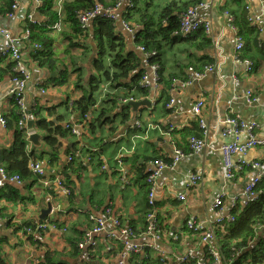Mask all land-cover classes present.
Segmentation results:
<instances>
[{"label": "crops", "instance_id": "crops-1", "mask_svg": "<svg viewBox=\"0 0 264 264\" xmlns=\"http://www.w3.org/2000/svg\"><path fill=\"white\" fill-rule=\"evenodd\" d=\"M19 8L12 18L0 15V29L6 30L12 36L22 38L27 30L28 22L47 26L50 18L39 10V0H17ZM54 8L58 10L65 2L73 0H53ZM107 1V0H106ZM137 0L133 11L126 7L118 12L119 20L115 22L116 32L126 38L128 52L134 53L140 60V69L149 72L146 56L138 50L128 33L121 25V20L130 17L138 20L140 13L157 15L171 0ZM184 2L191 0H183ZM264 0H200L202 7H198L195 20L211 23V32L191 36H183L185 40L176 41L162 51L163 80H171L168 90L169 101L165 104L162 99V90L150 87V97H140L135 101L150 99L152 108L141 107L138 117L134 118L131 108L130 119L122 123L121 116H114L113 125H104L96 132L89 130L90 123L97 120L101 109L105 108V101L113 96H123L129 88L114 89L104 81L99 91L94 93L97 101L87 118H81L80 113L72 107L74 102L89 92V82L92 76H98L93 67V61L98 55L97 43L94 40L95 19L87 27L88 40L86 41L90 53L85 57L79 54L81 50L71 49L65 34L68 25L63 22L59 30H52L54 44L52 49L58 59L55 70L48 66L41 67L33 59V47L27 42L20 45L24 69L30 74V81L26 88V108L29 112L28 121H34L37 132L36 119L32 111L41 109L42 114L48 117L47 109L57 107V114L50 119L62 118L60 123L78 122L82 125L80 131L83 137H67L62 141V149L57 162L50 165L49 149L42 140V149H34L28 144V152L42 156L38 162L48 171V177L58 180L64 178L62 172L67 171L69 188L73 191L72 203L68 202L64 190L53 184L51 190H46L41 179L34 175L23 180L22 186L6 184L0 189V259L3 264H45L48 255L60 264H115L110 248L107 244L113 240L117 228L112 222H107L102 232L94 236L99 251L91 258V252L81 250L74 256V248L69 239L80 238L95 223L89 217H104L105 211L111 208L124 225H135L137 230L144 225L145 213L148 210V186L146 178L154 159L171 160L175 156L178 135L188 128L195 120L194 108L198 100H204L202 116L205 119L209 147L205 150L188 156L174 167L164 171L159 180L156 191V212L158 216L166 218L162 241L155 242L152 237L141 235L134 242L146 246L157 245L165 252L167 264H178L177 258L193 247L197 259H204L207 245L199 236L193 237L184 243L181 250L174 248L172 238L183 233L186 222L190 219L198 224L209 226L217 219L215 203L222 200V212L225 217L231 214L235 205L245 206V188L259 174H264V147L252 149L246 156L237 155L234 163L240 165L260 162L262 168L258 170L243 169L237 173L234 180L226 177L224 161L219 151L220 146L236 140L233 136H224L228 127V117L239 116L248 123L256 122L259 128L256 135L264 138ZM200 3V4H201ZM235 17L236 24L241 22V15L246 12L247 19L254 32H248L242 27L241 36L244 38L245 49L242 52L244 59L254 62L252 74L246 72L244 64L235 61V33L228 27L226 13ZM249 28V27H248ZM240 32V30L238 29ZM179 33H177L178 36ZM181 38V36H178ZM207 37L210 44L201 47V38ZM257 37L258 46L252 41ZM9 40L0 32V70H4L12 61L2 57L8 49ZM250 47V48H249ZM249 50V52H248ZM78 54L76 65L83 68V89L76 88L78 74L70 62L68 52ZM70 63V64H69ZM213 65L215 70L191 85L183 84L191 76L189 68L194 66ZM68 67L69 80L67 84L58 83L61 71ZM189 66V67H188ZM144 73V74H145ZM174 80H176L174 84ZM54 84L50 90L48 84ZM14 84L8 73H0V114L7 115L13 108L10 101V91ZM162 87V86H161ZM253 92L259 98L257 104L247 101V93ZM86 96H90L87 94ZM174 99L175 104L170 105ZM144 108V109H142ZM120 112V111H119ZM115 112L111 114V117ZM58 122V121H56ZM199 126V125H198ZM115 128L111 131V128ZM152 128V129H151ZM200 128V127H199ZM139 129V130H138ZM177 135V136H176ZM14 132L0 123V149L10 150L13 145ZM246 134L239 136L238 142L245 143ZM188 141V140H186ZM186 146V142H181ZM67 150L71 151L70 155ZM182 150V149H181ZM183 150V151H186ZM69 157L72 161L69 162ZM118 157L122 164L117 162ZM103 167L105 169L103 170ZM67 168V169H66ZM73 170H75L73 172ZM197 177L196 185H191L192 177ZM201 177V178H200ZM65 180V178H64ZM10 189L18 193H9ZM185 196V200H180ZM48 203L53 206L52 213L46 223L52 225L57 222L64 225L67 233L61 229L49 227L40 233H27L28 224L42 222L39 219L40 211L47 209ZM44 222V221H43ZM74 243H77L74 242ZM215 248V244H211Z\"/></svg>", "mask_w": 264, "mask_h": 264}, {"label": "trees", "instance_id": "trees-1", "mask_svg": "<svg viewBox=\"0 0 264 264\" xmlns=\"http://www.w3.org/2000/svg\"><path fill=\"white\" fill-rule=\"evenodd\" d=\"M39 1L41 2L39 11L48 16L50 21L47 23V26L32 24L30 22L27 24V29L31 32V43L33 45H41L42 47L40 50L33 49L34 61L38 62L41 67L48 66L52 70L56 69L58 59L52 49L55 40L51 36L53 31L50 27L58 23L60 20H62L64 24L68 25L69 28L68 33L65 34L64 37L69 40V48L81 50L82 53L79 55L82 58L90 53L86 43L88 40L87 29L82 28L76 15L78 12L93 10L96 7V0H73L65 2L61 12L62 16H60L58 10L54 8L53 0ZM98 1L104 7H113L118 2V0ZM132 1L134 6L133 8H128L129 11H133L136 8L137 0ZM151 1L152 0H149L147 2L151 3ZM199 1L200 0H191L184 2L183 0H171L157 15L140 13L138 20H134V22L130 20V17H126L124 19L132 27L138 28L136 40L134 42L135 45L137 47H143L146 52L157 53L156 57L150 59V63L158 64L161 67V70L159 71V87L160 90H162V99L165 97L166 105V102L169 101L168 90L171 88V80L168 82L163 80L161 63L162 51L171 44H174L176 41L185 40L183 36H181V38L177 36V33H180V19L185 13H187V10L199 5L201 3ZM15 2L16 0H0V15L7 16L12 11V6ZM94 24V40L97 43L98 55L93 61V67L98 73V76H92L90 79L88 92L90 96L84 95L76 100L72 109L75 112L80 113L81 118H87V115L97 103L94 93L99 91V88L104 81L109 83L114 89L125 87L130 90L121 97L113 96L112 99L105 101L106 107L101 109L97 120L89 125V130L93 133L106 124L113 125L115 123L114 116H121L122 123H126L130 119L131 115V107L126 101L140 97H150V90L142 87L140 84L145 70L140 69L139 58L134 53L128 52L125 36L116 32V25L111 20L98 17L95 19ZM236 27L240 30L239 33L242 31V27L248 29V32H254V29L250 26L247 19L246 12H243L241 15V22L236 24ZM197 33L202 32L199 30ZM209 44L210 40L207 37H202L201 44L199 45L201 47H206ZM249 45L250 47H257V37L254 38V41H252V45ZM68 56L71 57L70 62L72 63L69 64L74 66V72L78 74L76 88L83 89V68L76 65V57H78V54H74L69 51ZM206 66H194L193 69L196 71H203ZM68 67L69 65H66L61 71V77L58 80L60 85L67 84L69 80L70 76L68 73ZM1 72H4L5 74L8 73L11 77H13V63H9L4 70H0V73ZM10 101L13 108L7 115L4 116V118L6 120L7 127L14 132V139L12 148L9 151L6 149H0V166H3L10 175H19L22 180H28L34 176L30 169V164L32 162L39 161V159L41 160L42 156L37 157L36 154L28 152V130L26 128H20L19 122L22 117L19 114L16 102L13 99H10ZM47 111L48 117L42 114L40 108L32 111V114L36 119L37 133L44 135L43 141L45 146L49 149V151H47L50 155L49 162L50 165L53 166L59 158V154L62 149V141L69 136L73 138L75 136L71 135L67 130H65L64 126L60 124L63 121L62 118H56V121L58 122L50 119V117L52 118L58 113L57 107L47 109ZM113 112H115V115L111 117ZM114 130L115 128L112 127L111 131ZM178 135L180 136V140L177 141V147L182 150H186L187 147L181 146V142H185V144L187 142L188 144V141L186 140L190 137H201V130L198 126V122L194 121L188 128L180 131ZM69 152L71 153V151L67 150V153ZM74 171L75 170H73V172ZM62 174L65 178V180L62 178L65 187L70 189L67 171L62 172ZM51 178H53V176L50 177V179ZM53 179L51 180L54 181ZM11 192L12 194L18 193L15 189H10L9 193ZM256 192L258 194L257 202L254 201L245 206L237 204L231 211L234 221L228 222L225 220L215 231L217 241L220 243V247L222 248H220V254L222 256V260L226 264L230 261H232L231 264H264V181L257 186ZM72 199L73 191L70 189V194L67 196V200L72 203ZM148 213L149 210L145 213V222L142 229L137 230L135 225L132 223L130 225H125L133 231L137 238L143 235L150 225L147 218ZM157 217V222L160 227H162L164 232V230L168 228L167 225L164 226L166 218L158 215ZM88 218L90 217L88 216ZM52 225H55L59 229H66L64 228V225L57 222H53ZM94 227L95 226H92L87 232L92 230ZM34 228L35 226L33 224H28L26 229H31L33 232ZM87 232L80 234L79 239H69L74 248L75 257L81 252L79 244L85 240ZM203 233V230L196 232L190 229H184L183 233L178 235L179 239L177 241H172L173 246L174 248L181 250L184 243L187 242V239H193L195 236H199L201 238ZM76 241L77 243H74ZM106 248H110L108 254H112L111 256H113L116 260L118 254L124 251V240L120 238V236L118 238H113V240L107 244ZM99 250L98 245L96 247H88V251H92L90 255L91 258L95 256L96 253L94 252ZM240 250L241 254L235 255ZM203 260H205V264H213L214 262L213 257H211L207 249ZM0 264H3L1 259ZM45 264L60 263L55 261L54 256L50 254L47 257ZM128 264H167V260L166 258L157 256L151 248H146L142 253L132 255ZM183 264H196V261L192 260Z\"/></svg>", "mask_w": 264, "mask_h": 264}, {"label": "built area", "instance_id": "built-area-1", "mask_svg": "<svg viewBox=\"0 0 264 264\" xmlns=\"http://www.w3.org/2000/svg\"><path fill=\"white\" fill-rule=\"evenodd\" d=\"M134 3L132 0H118L116 5L113 7H104L102 4L99 3L98 0H96V7L91 11L86 12H78L76 17L78 21L81 23L82 28L87 29L88 24L100 17L105 18L108 20L113 21L114 23L119 20L118 12L126 7L133 8ZM198 7H202V3L190 8L187 13H185L181 19H180V32L184 36H190L198 32L199 30H204L207 34H210L211 32V23L208 21H197L195 20L196 11ZM19 8L18 1L14 3L12 6V11L7 15V17L12 18L16 11ZM263 8H264V1H263ZM63 7L59 8V15H61ZM227 18V25L228 27L235 33V61L239 64H244L246 68V72L248 74H252L255 69V64L253 61L249 59H244L242 57V52L245 49V42L242 36L240 35L238 28L235 24L234 16L230 13H226ZM62 23V20H60L55 25L51 26L50 29L52 30H59L60 25ZM121 25L124 28V30L128 33L131 40L135 42L136 36H137V27H132L128 22H126L124 19L121 20ZM0 32L5 35L9 40V46L6 52L2 55V57H8L12 63H13V77L12 82L14 84L13 89L10 91V99H13L17 107L19 109V114L21 115L22 119L19 122L20 128H26L27 129V120H28V114H27V108H26V88L28 85V82L30 81V74L24 69V62L22 58V52L20 50V45L23 42H27L31 44L34 50H40L42 49L41 45L38 44H32L31 43V32L29 29H27L24 33V36L22 38H17L11 35L10 32L0 29ZM138 50H140L145 56L146 60L149 64V72L145 73L142 80L141 85L144 88H148L150 90L151 84L153 82L155 87H159V71L161 70V67L158 64H152L150 63V59L153 57H156V52H146L143 47H138ZM215 70V67L213 65L206 66L203 71H196L192 67L189 68V71L191 72V76L188 77V79L183 83L185 85H191L195 81L202 80L206 74L211 73ZM174 84L176 80L173 81ZM129 101H135L134 99H130ZM126 101V102H129ZM247 101L251 104H257L259 102L258 96H256L253 92L247 93ZM175 104V100H170V105L173 106ZM204 107V100L200 99L195 104L194 108V115L195 120L198 122V125L201 130V137L192 136L188 139V149L186 151H183L181 149L175 150V156L171 160H164V159H155L152 161V168L146 178V183L148 186V210L149 213L147 215L148 221L150 222L149 227L147 228V231L144 233L146 236L152 237V239L155 242L162 241L163 238V229L160 227V225L157 222V212H156V191L158 188L159 180L162 177L164 171L168 168L174 167L177 165L180 160L191 156L193 154L199 153L206 148H208L210 145L207 141L208 136V128L205 122L204 117L202 116V110ZM0 123L3 127H7L6 120L4 118V115L0 114ZM226 123L228 127L224 130L223 135L224 136H233L236 138V140L232 143H226L220 146L219 151L221 152L224 166H225V172L226 177L228 180H234L237 176V173L242 171L243 169H251V170H260L262 168V165L260 162H241L240 165H237L234 163V157L237 155L240 156H246L248 152L252 149L264 147V138H261L256 135V132L259 128V125L256 122L248 123L245 120H243L239 116L234 117H228L226 120ZM65 130H67L71 135L82 138L83 133L80 131L82 128V125H80L78 122L74 123H65L64 126ZM28 130V129H27ZM30 131L28 130V136H30ZM241 134H246L248 137V140L245 143H239L238 139ZM72 161V157H69V162ZM117 162L119 164H122V159L118 157ZM30 169L34 175L39 177L41 179L42 185L45 189H51L53 184H56L59 188L64 190V193L68 196L70 194V189L66 188L63 180L58 179L55 181H52L48 177V171L42 166L41 162H32L30 164ZM105 167H103V170ZM197 177H192L191 179V185L194 186L198 182ZM264 181V174L257 175L245 188V205H248L251 202H254L258 199V194L256 192L257 186ZM24 181L19 175H10L7 170L0 166V189L4 187L6 184H13L16 186H22ZM180 200H185V196H180ZM222 200H217L215 203V210L217 219L215 220L214 224L209 226H203L202 224H198L195 220L190 219L186 222V228L200 232V230H203L204 233L202 234L201 240L204 244L207 245V251L213 257L214 262L213 264H226L222 260V256L220 254V246L217 241L215 231L217 227L221 226L222 223L227 220L228 222H233L234 218L230 214L229 216L225 217L221 214L222 212ZM236 206V205H235ZM234 206V207H235ZM90 220L95 223V227L86 233L85 240L79 244L80 250H86L88 247H96L97 243L94 239V236L102 232L105 228V225L107 222H112V224L117 228V232L113 234V238H122L124 240V251L120 254H118L117 259L115 261V264H128L130 258L134 254L142 253L144 249L151 248V250L157 255L162 258H166L165 252L160 250V248L157 245L152 246H142L139 244H136L134 241L136 240V235H134L133 231L130 228H127L125 225L122 224V222L114 216V212L111 208H108L105 211L104 217L97 218L94 216L90 217ZM35 228L32 232L31 229H26V232L29 233H40L46 231L49 227H53V229H58L55 225H50V223L46 222H39L37 224H34ZM64 233H67V229H61ZM179 239L178 235H174L172 238V241H177ZM215 244V248L211 246V244ZM241 250L238 251L235 255H240ZM192 260L196 261V264H205V260L203 259H197L195 256V250L193 247H189L186 249V252L181 254L178 258V264H183L190 262ZM232 261H230L228 264H231Z\"/></svg>", "mask_w": 264, "mask_h": 264}, {"label": "water", "instance_id": "water-1", "mask_svg": "<svg viewBox=\"0 0 264 264\" xmlns=\"http://www.w3.org/2000/svg\"><path fill=\"white\" fill-rule=\"evenodd\" d=\"M183 34L180 32L178 36H182ZM128 105L132 108L133 113H134V118L136 119L138 117V112L141 107H147V108H152V103L150 99H145L142 101H129ZM27 114L29 115V112L27 111ZM34 121L30 120L28 121L27 124V129L28 130H33L34 129ZM44 138V135L39 134L37 132H33L30 134L28 137V142L31 144L32 148L34 149H42V140ZM53 211V206L51 203H48L47 209L41 210L40 211V216L39 219L43 222H46V219L48 216L52 213Z\"/></svg>", "mask_w": 264, "mask_h": 264}, {"label": "rangeland", "instance_id": "rangeland-1", "mask_svg": "<svg viewBox=\"0 0 264 264\" xmlns=\"http://www.w3.org/2000/svg\"><path fill=\"white\" fill-rule=\"evenodd\" d=\"M70 59H71V57H70ZM48 88H49L50 90L54 89V84L49 83V84H48ZM85 94L87 95L88 93L86 92Z\"/></svg>", "mask_w": 264, "mask_h": 264}, {"label": "bare ground", "instance_id": "bare-ground-1", "mask_svg": "<svg viewBox=\"0 0 264 264\" xmlns=\"http://www.w3.org/2000/svg\"><path fill=\"white\" fill-rule=\"evenodd\" d=\"M188 11V10H187ZM235 18V17H234ZM202 21H204V20H202ZM180 23V22H179ZM160 77V76H159ZM185 82V81H184ZM160 83V82H159ZM152 129V128H151ZM139 130V129H138ZM155 160V159H154ZM152 168V167H151ZM149 173V172H148ZM194 177V176H193ZM201 178V177H200ZM147 184V183H146ZM256 190H257V188H256ZM256 202H257V200H256ZM186 224V223H185ZM186 230H187V228H186ZM137 237V236H136ZM219 246H220V243H219ZM221 248V247H220ZM222 249V248H221Z\"/></svg>", "mask_w": 264, "mask_h": 264}]
</instances>
